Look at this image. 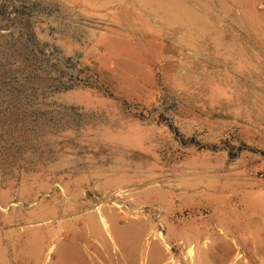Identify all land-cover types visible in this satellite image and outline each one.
<instances>
[{
	"label": "rangeland",
	"instance_id": "obj_1",
	"mask_svg": "<svg viewBox=\"0 0 264 264\" xmlns=\"http://www.w3.org/2000/svg\"><path fill=\"white\" fill-rule=\"evenodd\" d=\"M59 1L80 16L74 5L91 9L85 19L103 27L65 52L82 50L142 115L69 94L92 120L0 155V216L13 213L23 231L32 224L17 216L49 202L73 205L80 227L111 211L151 224L145 243L162 245L161 264H264V0ZM128 23L141 30L133 41L118 27ZM79 239L69 259L64 245L44 244L42 263L97 264L75 251Z\"/></svg>",
	"mask_w": 264,
	"mask_h": 264
},
{
	"label": "built area",
	"instance_id": "obj_2",
	"mask_svg": "<svg viewBox=\"0 0 264 264\" xmlns=\"http://www.w3.org/2000/svg\"><path fill=\"white\" fill-rule=\"evenodd\" d=\"M100 30L59 0H0V155L14 152L11 144L19 148L23 138L35 143L78 133L92 119L66 101L77 91L142 115L114 96L84 59L90 32ZM65 44L82 50L66 53Z\"/></svg>",
	"mask_w": 264,
	"mask_h": 264
},
{
	"label": "crops",
	"instance_id": "obj_3",
	"mask_svg": "<svg viewBox=\"0 0 264 264\" xmlns=\"http://www.w3.org/2000/svg\"><path fill=\"white\" fill-rule=\"evenodd\" d=\"M74 1L83 4V0ZM74 6L75 9H79L78 11L84 18V15L92 13L89 8L83 7L80 10L77 5ZM118 27L127 41H133L134 34H141V30L133 23L119 24ZM117 37L122 38L119 35ZM78 95L77 93L73 94L71 99L73 100ZM72 100L69 99V103L77 104ZM135 179L132 180L136 181ZM42 182L47 183L42 186H48L49 180L45 179ZM82 183L83 180H79V184L82 185ZM0 198L2 201L8 202L5 200L8 199V193L2 194ZM73 209V205H55L53 202L43 204L29 215L17 216L18 222L32 224L23 231L17 228L16 221L14 223L13 213L11 216H0V264H43L39 251L48 242L64 245L65 247H61V256L69 259L74 252L72 243L76 237L81 238L79 242L84 246L81 248L75 246V251L80 252L79 255L86 256L87 261L93 262V259H97V264H141L145 259L147 264H161L162 245L158 241L149 245L145 243L148 234L151 233V224L145 221L140 224V222L130 220L124 223L121 222L122 217L115 212L101 213L99 211L98 216L93 215L84 219L85 224L80 227V223H75L71 218L74 213ZM101 218L104 220L103 222ZM80 245L82 246V244ZM89 246L94 248L90 250ZM33 247H36L37 250H34ZM53 247L54 245H51L48 251H51Z\"/></svg>",
	"mask_w": 264,
	"mask_h": 264
},
{
	"label": "bare ground",
	"instance_id": "obj_4",
	"mask_svg": "<svg viewBox=\"0 0 264 264\" xmlns=\"http://www.w3.org/2000/svg\"><path fill=\"white\" fill-rule=\"evenodd\" d=\"M100 217H102V216H100ZM102 219V218H101ZM102 221H104L103 219H102Z\"/></svg>",
	"mask_w": 264,
	"mask_h": 264
}]
</instances>
